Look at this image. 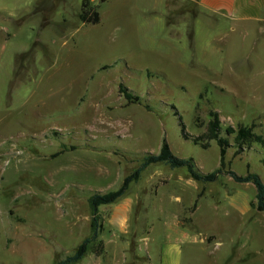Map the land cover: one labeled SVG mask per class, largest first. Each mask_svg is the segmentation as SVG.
Here are the masks:
<instances>
[{
  "label": "rangeland",
  "instance_id": "1",
  "mask_svg": "<svg viewBox=\"0 0 264 264\" xmlns=\"http://www.w3.org/2000/svg\"><path fill=\"white\" fill-rule=\"evenodd\" d=\"M85 2L98 23L79 20ZM260 26L232 31L196 0H0V264L73 255L91 233L88 199L117 191L163 140L199 172L217 170L215 141L182 137H200L211 112L222 136H264ZM233 137L225 170L264 184L263 150L234 152ZM254 201L253 185L227 174L205 183L149 164L98 206L101 231L73 264H264Z\"/></svg>",
  "mask_w": 264,
  "mask_h": 264
},
{
  "label": "trees",
  "instance_id": "2",
  "mask_svg": "<svg viewBox=\"0 0 264 264\" xmlns=\"http://www.w3.org/2000/svg\"><path fill=\"white\" fill-rule=\"evenodd\" d=\"M79 20L82 23L96 24L99 22L97 12L94 6L89 2L82 3L80 8V13L78 15ZM118 91L123 95L124 99L129 103H138L139 98L133 96V94L128 91V89L123 86L118 87ZM210 119L206 124L205 132L197 138L187 137L184 132H182V137L184 139L192 141L194 144L200 145L203 149L209 146L210 141H215L219 149V168L211 173L203 174L199 172L196 168L193 160L191 158H179L175 156L169 149V146L165 140L162 141L159 151L157 154H147L141 164L135 169V171L127 177L122 186L114 192H109L106 194H94L88 199V204L91 213V233L90 236L83 240L81 245L78 247L77 251L71 255L67 256L63 260L58 261L56 264H73L79 261L86 252L87 245L89 243L95 242L101 231L100 218L97 213V208L100 205H109L118 200L125 190L127 185L137 179L138 175L152 163H162L170 168H184L189 173V175L199 182H214L219 175H229L235 183H250L255 189V201L252 206L257 212H264V184L257 174L248 172L244 176H240L232 172L231 170H225V154L229 149L230 144L228 143L226 137L234 134L232 146H234V152L240 153L243 149H248L252 145L259 146L264 152V136L256 134L253 131V126H238L235 130L231 128L225 129L226 135L222 136L220 134V121L216 112H211L209 115ZM204 141V142H203ZM262 164L264 165V155L262 157ZM100 247V252H102V242L98 241Z\"/></svg>",
  "mask_w": 264,
  "mask_h": 264
},
{
  "label": "crops",
  "instance_id": "3",
  "mask_svg": "<svg viewBox=\"0 0 264 264\" xmlns=\"http://www.w3.org/2000/svg\"><path fill=\"white\" fill-rule=\"evenodd\" d=\"M200 10L228 22L233 31L244 24L264 30V0H196ZM180 258H159L160 264H179ZM146 260H149L147 258Z\"/></svg>",
  "mask_w": 264,
  "mask_h": 264
}]
</instances>
